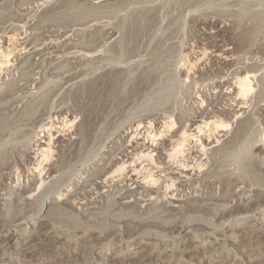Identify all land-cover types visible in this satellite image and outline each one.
I'll use <instances>...</instances> for the list:
<instances>
[{"label": "rangeland", "instance_id": "1", "mask_svg": "<svg viewBox=\"0 0 264 264\" xmlns=\"http://www.w3.org/2000/svg\"><path fill=\"white\" fill-rule=\"evenodd\" d=\"M14 34L16 45L9 39ZM222 43L231 54L217 63L208 53ZM5 46L12 52L0 70V264H264V164L258 165L264 143L251 148L264 135V0H0V49ZM202 49L203 65L188 67ZM247 69L255 77L244 113L228 116L227 135L205 157L187 150L169 161L163 152L168 166L180 159L190 167L166 172L177 178L172 197L164 189L143 193L128 181H140L148 166L143 162L136 178L137 172L126 175L132 169L127 137L136 125L158 128L171 118L175 128L186 125L193 133L196 125L187 120L208 121L228 109L233 87L227 90L226 82ZM71 118L74 127L64 133L50 128L53 122L66 130ZM49 136L58 141L47 164L51 177L33 172L34 151ZM200 138L208 145V132ZM121 161L128 162L120 179L127 181L120 183L113 172ZM195 162L201 170L190 171ZM23 189L37 191L27 200ZM169 199L176 203L166 204ZM47 214L51 223L40 228Z\"/></svg>", "mask_w": 264, "mask_h": 264}, {"label": "bare ground", "instance_id": "2", "mask_svg": "<svg viewBox=\"0 0 264 264\" xmlns=\"http://www.w3.org/2000/svg\"><path fill=\"white\" fill-rule=\"evenodd\" d=\"M35 1V0H34ZM89 1V0H88ZM41 2V1H40ZM103 2H104V0H103ZM42 3V2H41ZM44 3V2H43ZM46 3V2H45ZM96 3V2H95ZM61 4H62V2H61ZM72 4H73V2H72ZM95 5V4H94ZM66 6V5H65ZM64 6V7H65ZM97 7V6H96ZM56 9V8H55ZM66 10V9H65ZM48 13V12H47ZM50 23V22H49ZM48 24V23H47ZM46 25V24H45ZM51 25V24H50ZM56 26V25H55ZM58 26V25H57ZM46 27V26H45ZM115 27V26H114ZM26 28H28V27H26ZM112 28V27H111ZM32 29V28H31ZM26 30V29H25ZM28 30V29H27ZM40 30V29H39ZM65 30V29H64ZM100 30V29H99ZM23 31V30H22ZM52 31V30H51ZM54 31H56V30H54ZM61 31V30H60ZM99 32V31H98ZM114 32V31H113ZM53 33V32H52ZM103 34V33H102ZM28 35V34H27ZM7 36V35H6ZM25 37V36H24ZM57 37H59L58 35H57ZM64 37V36H63ZM19 38V37H18ZM17 38V36L14 34V35H10V37H9V39H10V42L12 41V42H14V44L17 42V40H19ZM54 39V38H53ZM38 40V39H37ZM42 40V39H41ZM32 41V40H31ZM112 41V40H111ZM35 42H36V40H35ZM8 43H9V40H8ZM84 43V42H83ZM88 43V42H87ZM105 43V42H104ZM100 44V43H99ZM107 44V43H106ZM112 44V43H111ZM13 45V44H12ZM16 45V44H15ZM48 46L49 45H51V44H47ZM54 45V44H53ZM89 45H91V44H89ZM35 44L33 45V49H35L36 50V47H39V46H35ZM41 46V45H40ZM45 46V45H44ZM55 46V45H54ZM87 46V45H86ZM240 46V45H239ZM6 47V46H5ZM4 47V48H5ZM13 47V46H12ZM20 47H22L23 48V45L21 46V43H20ZM26 47V46H25ZM92 47V46H91ZM95 47H96V45H95ZM95 47H93V48H95ZM102 47V46H101ZM215 47V46H214ZM220 48H219V50H215V51H211L210 53H208L209 55H210V57L213 59V58H215V60L216 59H218V60H226V59H228V55L229 54H231V49L230 48H227L228 47V45H226V44H224V43H222V45L221 46H219ZM3 48V47H2ZM15 48V46L13 47V49ZM21 48V49H22ZM100 48V47H99ZM216 48V47H215ZM10 49V48H9ZM7 47H6V50L5 51H2L1 49H0V55H1V58H2V61H0V70L4 67L3 65H5V64H7V65H9L8 63H9V57H10V54H11V50H9ZM32 49V48H31ZM48 49V48H47ZM51 49V48H50ZM82 49V48H81ZM89 49V48H88ZM114 49V48H113ZM190 49V48H189ZM20 50V49H19ZM26 50H27V48H26ZM25 50V51H26ZM71 50V49H70ZM98 50H101V49H98ZM18 51V50H17ZM85 51V50H84ZM251 51V50H250ZM59 52V51H58ZM68 52V51H67ZM88 52V51H87ZM101 52V51H100ZM25 53V52H24ZM27 53V52H26ZM29 53H31V51L29 52ZM72 53V52H71ZM93 53V52H92ZM106 53V52H105ZM251 53V52H250ZM81 54V53H80ZM87 54V53H86ZM207 54V51L206 50H204V49H202L200 52H198L197 53V56L195 57V60L193 61V63L191 62V61H189V62H187V63H185V64H187V66L188 67H190V68H192L193 66H194V64L196 65V63L198 64V63H201V62H203V59L206 57V55H208ZM29 55V54H28ZM33 55V54H32ZM53 55V54H52ZM63 55V54H62ZM85 55V54H84ZM89 55V54H88ZM87 55V56H88ZM102 55V54H101ZM233 55H234V53H233ZM73 56V55H72ZM81 56V55H80ZM108 56V55H107ZM22 57V56H21ZM59 57V56H58ZM85 57V56H84ZM209 57V58H210ZM42 58V57H41ZM83 58V57H82ZM194 58V57H193ZM14 59V58H13ZM211 60V59H210ZM110 61V60H109ZM209 61V60H208ZM212 61V60H211ZM88 62V61H87ZM216 62L218 63V61L216 60ZM57 63V62H56ZM204 63V62H203ZM202 64V63H201ZM207 64V63H206ZM223 64V63H222ZM31 65V64H30ZM45 65V64H44ZM79 65V64H78ZM203 65V64H202ZM212 65V64H211ZM264 65V64H263ZM33 66V65H32ZM12 67V66H11ZM195 67V66H194ZM221 67V66H220ZM15 68V67H14ZM104 68V67H103ZM10 68H8V70H9ZM67 69V68H66ZM187 69V68H186ZM185 69V70H186ZM193 69V68H192ZM199 69V68H198ZM71 70V69H70ZM188 71H189V68L187 69ZM191 70V69H190ZM119 71V70H118ZM81 72V71H80ZM235 72V71H234ZM237 72V71H236ZM255 71H252L251 69H247V70H245V71H243L242 73H240V74H237L236 73V75L232 78V80L230 81V79H229V81L227 80V82H226V85H230L229 87H228V89L227 90H231V88L233 87V94L232 95H230V99H229V103L228 104H230V107L228 108V109H226V110H221V111H216L217 113H215V115H213L212 117H211V119H209L208 118V121L207 120H204V121H202V122H199V123H196V121H194V120H187V121H189L190 122V126H193V125H196V128L193 130L194 132L193 133H191V130H190V128L189 129H185V126L184 127H176L175 128V125H176V123H175V121H173V120H171V118H170V120H167V118H166V120L167 121H163L162 123H161V126L160 127H158V128H156V126L157 125H154V124H151V123H148L147 124V126L146 125H141V124H138V125H136V128H135V130L134 131H131L130 132V134L128 135V139H130V143H132L131 145H128V147L126 148V152L129 150V149H131V152L129 153L130 155H131V157H127V160H132L131 161V163H132V165H131V167H132V169L129 171V172H127V174L126 175H128V174H130V173H132V174H134V173H136V175H135V178L141 173V171H139V167L141 166V164L143 163V162H148V166H144L143 167V171H144V175H142L141 177H140V181H137V180H135V181H133V179H128V181L129 182H133V184H137L138 185V187L141 185L142 187H140L141 189V192H143V193H148L149 191H154V194H156L157 192L159 193V191H160V189H164L167 193H162L163 194V196H167L168 194L170 195V197H172V194L174 193V191H173V188H174V183H175V181L174 180H176L177 178L176 177H172V175L171 176H167L166 175V172H168L170 169H175V170H179L180 169V167H182L181 168V171L183 170L184 171V169H186V168H188L189 167V164H185L184 162H183V160L181 161L180 159L177 161V162H175V163H173V164H171L174 168H172V166L170 167V166H168V164H169V162H165V158L163 157V159H162V155H166L167 154V156H166V158H168L169 159V161L171 160V161H174L176 158H177V156H181L185 151H187V150H192V154H195L196 155V153H198V151H199V153L200 152H202V153H200V157H198V159H200L202 156H204L205 157V154H206V151H207V147H209L210 145H213L214 143L215 144H218L219 142H220V139L221 138H223L224 136H226L227 134V131H229L228 129H230V127H229V125H230V118L228 119V116L229 115H231V118L233 119V118H236L237 116H239L240 114H241V112L243 111V109H245V108H243L241 105H245V104H243L244 103V101H246V99L249 97V96H251L252 95V91L254 90L253 89V87L254 86H251V81H252V79L255 77V73H254ZM68 73V72H67ZM74 73V72H73ZM100 73V72H99ZM107 73V72H106ZM112 73V72H111ZM109 74V73H108ZM186 74V73H185ZM189 74V73H188ZM257 74V73H256ZM111 75V74H110ZM232 75V74H231ZM25 76V75H24ZM232 77V76H231ZM185 78H187V77H185ZM263 77H261V79H262ZM25 79H26V77H25ZM116 79V78H115ZM184 79V78H183ZM21 80V79H20ZM117 80V79H116ZM185 80H187V79H185ZM100 81V80H99ZM68 83V82H67ZM32 85V84H31ZM101 86V85H100ZM108 89V88H107ZM112 90V89H111ZM93 92V91H92ZM105 92V91H104ZM95 93V92H94ZM227 95V94H226ZM99 96V95H98ZM225 97V96H224ZM7 98V97H6ZM25 98V97H24ZM63 98V97H62ZM197 98V97H196ZM199 98V97H198ZM264 98V97H263ZM85 99V98H84ZM206 99V98H205ZM95 100V99H94ZM101 100V99H100ZM226 100V99H225ZM264 100V99H263ZM97 101V100H96ZM227 101V100H226ZM107 102V101H106ZM202 102H204V100L202 101ZM211 103V102H210ZM221 104V103H220ZM264 104V103H263ZM63 105V104H62ZM91 105V104H90ZM12 106V105H11ZM61 108H62V106H61ZM65 108V107H64ZM76 108V107H75ZM236 108H240L239 110H235ZM263 109H264V106L262 107ZM63 109V108H62ZM222 109V108H221ZM24 110V109H23ZM71 110V109H70ZM74 110V109H73ZM264 111V110H263ZM262 111V112H263ZM55 112V111H54ZM70 112V111H69ZM229 112V113H228ZM22 113V112H21ZM82 113V112H81ZM242 113H244V112H242ZM42 114V113H41ZM27 115V114H26ZM44 115V114H43ZM97 115V114H96ZM262 115V114H261ZM264 115V114H263ZM71 116V115H70ZM165 116V115H164ZM241 116V115H240ZM19 117V116H18ZM21 117H22V115H21ZM26 117V116H25ZM73 117V116H72ZM263 117V116H262ZM28 118V117H27ZM85 118V117H84ZM180 118V117H179ZM196 118V117H195ZM151 119V118H150ZM234 120V119H233ZM232 120V121H233ZM238 120V119H237ZM244 120V119H243ZM23 121V120H22ZM10 122V121H9ZM21 122V121H20ZM74 122V120H72V118L71 119H66V120H64V123H63V121H61V123H60V125L63 123V125H64V127H68L66 130H64V128L62 127H56V125L58 124V123H54L53 124V122L50 124V128L52 129V128H54L55 130H57V132L56 133H64V132H66L67 130H69V129H71L72 127H74L73 126V123ZM95 122V121H94ZM240 122V124L242 123V121H239ZM8 123V122H7ZM185 123V122H184ZM178 124H180V123H178ZM236 124H238V121H237V123ZM239 124V125H240ZM49 125V124H48ZM10 126V125H9ZM15 126V125H14ZM135 126V125H134ZM43 127V129H42V131H41V133H48V130L45 128L46 127V125L45 126H42ZM7 129V128H6ZM50 129V130H51ZM76 129V128H75ZM83 129V128H82ZM145 129V130H144ZM241 129V128H240ZM77 130V129H76ZM151 130V131H150ZM237 130V129H236ZM244 130V129H243ZM142 131H144V132H142ZM150 131V132H149ZM153 131H155V133L153 132ZM204 131L207 133L208 132V145H206V144H204V142H206V140L204 141V140H202V138H200V136H202V135H204ZM238 131H239V129H238ZM74 132H75V130H74ZM261 132H262V130H261ZM6 133V132H5ZM83 133V132H82ZM143 134L142 136L143 137H139L138 135H140V134ZM169 133H171L169 136H167V134H169ZM263 133V132H262ZM53 134H54V131H53ZM87 134V133H86ZM239 134V133H238ZM73 135V134H72ZM235 135V134H234ZM58 138L60 139L61 138V134H58ZM233 136V135H232ZM261 136V135H260ZM51 137L52 136H49L48 137V139H47V142L46 143H44L43 145H41V142L39 143V146L37 145V148H36V151H34L35 152V154L36 155H38V158H36V160L35 161H37V163L35 164V165H33V167H34V170H33V172H37V173H39L42 169L43 170H47L48 172L46 173V174H48L49 175V177H51V169L50 168H48L47 167V164L49 163V161H50V159L52 158L51 157V153L52 152H54V150H52L53 148H54V145L56 144V142H58V141H55V142H53L52 141V139H51ZM63 137V136H62ZM73 137V136H72ZM87 137V136H86ZM137 137H139L138 139H137ZM235 137V136H234ZM43 138H45V137H43ZM238 138V137H237ZM87 139V138H86ZM233 139V138H232ZM133 140V141H132ZM135 140V141H134ZM138 140H141L140 142L138 141ZM147 140V142H146V144L144 145V142ZM211 140V141H210ZM227 140V139H226ZM159 141H161L160 143H159ZM228 141V140H227ZM257 141V140H256ZM39 142V141H38ZM75 143V142H74ZM151 144L149 147L147 146V144ZM166 143H171L170 145H169V147H170V149H167V146H166ZM193 143V146H191L190 147V145ZM222 143H224V141L222 142ZM228 143V142H227ZM234 143V142H233ZM252 143V142H251ZM254 143V142H253ZM262 143H264V135L263 136H261V138L259 139V141L258 142H256V143H254L253 145H251V148L252 147H260V145L262 144ZM29 144V143H28ZM221 144V143H220ZM156 145H158V147L156 148ZM195 145V146H194ZM27 146V145H26ZM218 146H221V145H218ZM217 146V147H218ZM22 147V146H21ZM146 148L145 150H143V151H141L142 150V148ZM161 147V148H160ZM186 147H187V149H186ZM222 147V146H221ZM28 148V147H27ZM30 148V147H29ZM56 148H58L57 146H56ZM74 148V147H73ZM160 148V149H159ZM219 148V147H218ZM212 149V148H211ZM262 149H264V146L262 147ZM22 150V149H21ZM27 150V149H26ZM210 150V149H209ZM124 151V150H123ZM124 151V152H125ZM155 151H158V153H157V155H156V158L154 159L152 156H153V152H155ZM165 151V153L166 154H164L163 152ZM32 152V151H31ZM33 152V153H34ZM258 152V151H257ZM263 152V151H262ZM23 154V153H22ZM208 154V153H207ZM64 155V154H63ZM127 155V154H126ZM126 155H123L124 157L126 156ZM212 155V154H211ZM3 156V155H2ZM117 156V155H116ZM122 156V157H123ZM186 156L187 155H185L184 156V158H186ZM263 156H264V153H263ZM60 157V156H59ZM133 157V158H132ZM194 157V156H193ZM191 158V156H189V158H187V159H190ZM28 159V158H27ZM124 159H126V157L124 158ZM144 160V161H142L140 164H138L137 166H135V168H134V163H137V162H139L140 160ZM197 159V160H198ZM210 159V158H209ZM121 160H122V158H121ZM193 160V159H192ZM253 160V159H252ZM262 160L263 161H259V163H258V165L259 166H261V165H263L264 164V159L262 158ZM33 161V160H32ZM119 161V160H118ZM167 161V160H166ZM128 162V161H127ZM127 162H124V161H121V163H119V164H121L120 166L121 167H119V168H116L115 169V171L113 172V175L114 174H118V177H119V180L122 178V175H124V172H121V171H124V169H122L124 166H125V164L127 163ZM197 162V161H196ZM194 163V165L192 166V168L190 169V171L191 170H193V169H196V171L198 170H201V163L200 164H197V163ZM257 162V161H256ZM256 162H254V163H256ZM130 163V162H129ZM188 163H191V162H189L188 161ZM253 163V162H252ZM43 164H45V166L43 167ZM50 164V163H49ZM161 165H165L163 168H161L162 166ZM175 165V166H174ZM255 165V164H254ZM256 166V165H255ZM2 167V166H1ZM43 167V168H42ZM203 167V166H202ZM142 168V167H141ZM161 168V169H160ZM190 168V167H189ZM1 169V168H0ZM104 169V168H103ZM157 170V171H159V172H157L156 173V175H154V170ZM260 169V168H259ZM110 171V170H109ZM173 171V170H172ZM187 171V170H186ZM125 172H126V170H125ZM174 172V171H173ZM185 172V171H184ZM189 172V171H188ZM258 172V171H257ZM102 173V172H101ZM123 173V174H122ZM183 173V172H182ZM198 173V172H197ZM41 174H42V172L40 173V176H41ZM105 174V173H104ZM142 174V173H141ZM177 175H181V173H176ZM243 174H245V173H243ZM250 174V173H249ZM248 173H247V175H249ZM112 175V176H113ZM246 175V176H247ZM251 175H252V173H251ZM251 175H249V176H251ZM37 176H38V174H37ZM107 176V175H106ZM110 177V179H108V180H110V181H107V182H102L101 184L102 185H104L103 187L105 188V187H107L106 186V184H109L111 181H113L114 179V177ZM182 176V175H181ZM230 176V175H229ZM233 176V175H232ZM243 176V175H242ZM245 176V177H246ZM117 177V176H116ZM117 177V178H118ZM124 177V176H123ZM234 177V176H233ZM251 177H254V176H251ZM44 177H41V179L39 180L40 182V185H39V187H38V190L40 189V187L44 184V179H43ZM134 178V179H135ZM139 178V177H138ZM184 178V177H183ZM235 178V177H234ZM234 178H232V179H234ZM247 178H249V177H247ZM229 179V178H228ZM231 179V178H230ZM240 179H244V177L243 178H241L240 177ZM250 179V178H249ZM124 180H126L127 181V179L126 178H123L122 180H120V183L121 182H124ZM221 180H223V178L221 179ZM226 180V179H225ZM225 180H223V182L225 181ZM246 180V179H245ZM253 180H254V178H253ZM252 180V181H253ZM264 180V179H263ZM215 181V180H214ZM228 181V180H227ZM232 181V180H231ZM234 181V180H233ZM239 181H241V180H239ZM238 180H237V182H239ZM246 181H249V180H246ZM90 182V181H89ZM119 182V181H118ZM221 182V181H220ZM112 183V182H111ZM159 184L157 187L155 186L156 184ZM255 183V182H254ZM258 183V182H257ZM96 184V183H95ZM211 184V183H210ZM213 184V183H212ZM215 184V183H214ZM219 184V183H218ZM217 184V185H218ZM222 184V183H221ZM225 185H226V183H224ZM238 184H240V183H238ZM237 184V185H238ZM243 184V183H242ZM251 184H253V183H251ZM256 184V183H255ZM264 184V183H263ZM97 185V184H96ZM95 185V186H96ZM234 185V184H233ZM244 185H245V183H244ZM247 185V184H246ZM257 185V184H256ZM259 186H261L260 185V183L258 184ZM98 186V185H97ZM110 186V185H109ZM130 186V185H129ZM161 187V188H158V187ZM211 186V185H210ZM222 186H223V184H222ZM221 186V187H222ZM242 186V185H241ZM254 186V185H253ZM99 187V186H98ZM125 187V186H124ZM209 187V186H208ZM239 187V186H238ZM249 187V186H248ZM251 187V186H250ZM263 187V186H262ZM101 188H102V186H101ZM144 188H147V190L145 189V191L143 190ZM211 188V187H210ZM219 188V187H218ZM244 188V187H243ZM254 188V187H253ZM255 188H257V186H255ZM264 188V187H263ZM262 188V189H263ZM98 189H100V187L98 188ZM124 189V188H123ZM123 189H122V191H123ZM138 189V188H137ZM154 189V190H153ZM159 189V190H158ZM230 189V188H229ZM246 189V188H245ZM260 189V188H259ZM258 189V190H259ZM130 190H132V189H130ZM143 190V191H142ZM221 190H222V188H221ZM248 190V189H247ZM257 190V191H258ZM37 191V190H36ZM36 191L35 192H31V193H28V191H27V189H23V194L24 195H26L27 193H28V196H27V200H31V197H33L34 196V194L36 193ZM209 191V190H208ZM217 191V190H216ZM56 192V191H55ZM119 192V191H118ZM128 192V191H127ZM127 192L125 193V194H127ZM130 192V191H129ZM139 192V191H138ZM222 192H224V191H222ZM222 192H220V193H222ZM243 192H244V190H243ZM245 192H246V190H245ZM250 192H251V190H250ZM131 193V192H130ZM255 193V192H254ZM257 193V192H256ZM124 194V195H125ZM240 194V193H239ZM262 194H264L263 193V191H262ZM257 195V194H256ZM259 195V194H258ZM255 196V195H254ZM264 196V195H263ZM26 197V196H25ZM131 197V196H130ZM153 197V196H152ZM152 197H150L149 198V200L148 201H151V200H154V199H152ZM235 197V196H234ZM259 197V196H258ZM90 198V197H89ZM154 198V197H153ZM232 198V197H231ZM129 199V198H128ZM42 200V199H41ZM110 200V199H109ZM135 200V199H134ZM219 200H221V199H219ZM256 200V198L254 199V201ZM59 201V200H58ZM57 201V202H58ZM225 201V200H224ZM260 202V201H259ZM165 203L166 204H171V203H176V202H174V200H172V201H170V199L169 200H166L165 201ZM211 203V202H210ZM246 203V202H245ZM110 204V203H109ZM115 204H116V201H115ZM251 204V203H250ZM253 204V203H252ZM111 205V204H110ZM223 205V204H222ZM247 205V204H246ZM258 205V204H257ZM263 205H264V203H263ZM118 206H122V205H118ZM172 206V205H171ZM209 206V205H208ZM218 206V205H217ZM224 206H226V205H224ZM224 206H222L223 208H224ZM228 206V205H227ZM226 206V207H227ZM259 206H261V205H259ZM258 206V207H259ZM225 207V208H226ZM239 207L240 206H234V208L233 207H228V210H233V209H239ZM245 207H248V205L247 206H245ZM173 208H175L174 206H173ZM218 208V207H217ZM221 208V207H220ZM249 208H250V206H249ZM248 208V209H249ZM252 208V207H251ZM261 208V207H260ZM109 209V208H108ZM222 209V208H221ZM227 209V208H226ZM243 209H244V206H243ZM256 209V208H255ZM241 210V209H240ZM157 211V210H156ZM220 211V210H219ZM223 211V210H222ZM235 211V210H234ZM237 211V210H236ZM236 211H235V214H236ZM239 211V210H238ZM247 211V210H246ZM232 212V211H231ZM241 212H243V210L241 211ZM33 213V212H32ZM49 213V212H48ZM51 213V212H50ZM225 213V212H224ZM245 213H247V212H245ZM223 213H221V215H222ZM238 215L240 214V213H237ZM77 215V214H76ZM226 215V214H225ZM223 216V215H222ZM221 216V217H222ZM220 217V216H219ZM50 214H47V216H46V218L45 219H43V220H41L40 221V224H39V227L40 228H42V227H44L45 228V226H49L50 225ZM123 219V218H122ZM6 220V219H5ZM149 220V219H148ZM20 221V220H19ZM118 221V220H117ZM144 221V220H143ZM6 222H8V221H6ZM17 222V221H16ZM142 222V221H141ZM224 222V221H223ZM3 223H5V222H3ZM10 223V222H9ZM8 223V224H9ZM11 223H12V221H11ZM11 223H10V225H11ZM84 223V222H83ZM7 224V225H8ZM71 224V223H70ZM73 224H75L74 222H73ZM78 224V223H77ZM161 224V223H160ZM5 225V224H4ZM9 225V226H10ZM80 225V224H79ZM8 226V227H9ZM140 226V225H139ZM7 227V226H6ZM97 227V226H96ZM102 227H104V226H102ZM144 227V225H142L141 227H139V230H137V231H131L132 233L130 234V236H132V235H136V234H138L139 233V231H140V229L141 228H143ZM5 228V227H4ZM73 228V227H72ZM76 228V227H75ZM86 228V227H85ZM90 228V227H89ZM92 228V227H91ZM95 228V227H94ZM98 228V227H97ZM2 229V228H1ZM54 229H56V228H54ZM84 229V228H83ZM84 230H87V228L86 229H84ZM97 230V229H96ZM96 230H94L93 232H97ZM99 230V229H98ZM111 230V229H110ZM110 230L108 229V230H106L104 233L105 234H103V239L105 240V237L107 236V235H110L112 232H110ZM5 231H7V233L9 232V230L8 229H6V230H4V232ZM142 233V232H141ZM44 234V233H43ZM52 234V233H51ZM97 234L99 235V236H101L102 235V233H100V232H97ZM78 235V234H77ZM142 236V235H141ZM45 237V236H44ZM58 237V236H57ZM41 238V237H40ZM49 238V237H48ZM58 238H60V237H58ZM65 238V237H64ZM130 238V237H129ZM202 239V238H201ZM37 241V240H36ZM47 241V239H45L44 241H42V243L43 242H46ZM51 242V241H50ZM48 243V242H47ZM46 244V243H45ZM188 247V246H187ZM68 254V253H67ZM69 256V255H68ZM64 259V258H63ZM85 261V260H84ZM55 261H53L52 263H54ZM84 263V262H83ZM119 263V262H118ZM117 263V264H118ZM113 264H114V262H113ZM134 264V263H133Z\"/></svg>", "mask_w": 264, "mask_h": 264}]
</instances>
